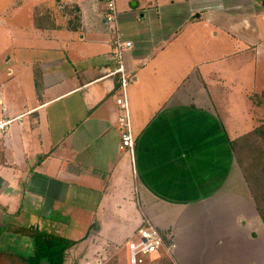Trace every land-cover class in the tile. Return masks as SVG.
Returning a JSON list of instances; mask_svg holds the SVG:
<instances>
[{"label":"crops","instance_id":"obj_1","mask_svg":"<svg viewBox=\"0 0 264 264\" xmlns=\"http://www.w3.org/2000/svg\"><path fill=\"white\" fill-rule=\"evenodd\" d=\"M162 1L119 11L133 43L124 64L134 161L120 149V76L105 1L35 2L34 33L56 43L43 50L64 60L21 62L37 69L32 90L24 91L22 76L20 91L0 95V228L23 227L31 213L32 229L69 227L52 233L70 240L69 217L80 212L85 231L75 241L85 239L84 255L69 250L65 264H104L114 247L121 264L111 237L129 227L130 212L135 223L137 206L141 224L150 221L175 244L173 257L158 252L154 261L264 264V224L231 148L264 126V98L255 105L252 97H264V86L253 84H264V0H173L167 18L176 25L167 28ZM231 94L251 102L250 115L261 105L258 124L234 137L223 121Z\"/></svg>","mask_w":264,"mask_h":264},{"label":"rangeland","instance_id":"obj_2","mask_svg":"<svg viewBox=\"0 0 264 264\" xmlns=\"http://www.w3.org/2000/svg\"><path fill=\"white\" fill-rule=\"evenodd\" d=\"M41 1H47V0H0V95L5 92H16L20 91L19 86V80L20 77L25 78V89L26 90H32V87L34 86L33 83L35 82V79H33V73L32 71H36L37 69L29 64H23L21 62L38 59V60H45L46 61H63L64 55L60 52H55L53 50L46 51L43 50L44 44L46 47H54L56 43H45V39H42L43 37L39 33H34L33 28V20H32V13H33V7L36 4L35 2H41ZM52 1V0H50ZM65 3H69L70 0H64ZM138 2V7H142L147 2L153 3L154 0H115L116 2V8L118 12L119 17V28L121 29V23H120V12L123 6L126 7L127 10L131 11L132 9L135 12H138V8H132L133 4ZM152 1V2H149ZM173 0H163V28H167V25L174 26L176 25L174 20H169L167 18V15L171 9V2ZM153 5V4H150ZM107 10H105L104 14ZM120 11V12H119ZM105 18V15H104ZM105 20V19H104ZM139 19H137L138 21ZM257 22L259 23L258 19ZM107 25V24H106ZM108 26V25H107ZM262 26L264 27L263 23H259L260 28V35L264 36V29H262ZM109 27V26H108ZM109 29L112 30V27H109ZM208 31V29H205ZM60 32V31H59ZM168 30L166 29L163 33V36L165 33H167ZM63 32H58L55 34V36L62 37ZM123 33V32H122ZM125 39V38H124ZM126 40V39H125ZM28 47H37L36 49H28ZM260 55L263 56L264 61V51L263 49L260 51ZM254 54V52H253ZM11 59V60H9ZM254 65L250 66L247 73H246V80L249 85V87L252 85L250 83L251 80V74L253 73ZM9 70H12L14 73V78L10 79L7 77V73ZM128 75H131L129 71L126 69ZM16 83L18 85L16 86ZM255 86H261L263 87V83H259L256 81L253 82ZM261 90V89H258ZM261 92V91H260ZM262 93V92H261ZM261 93H255L257 97H253V102L255 105L257 103H260L262 100H259L260 98H264ZM244 99L239 96H234L231 94L230 98L227 100V106L224 107V114H226V109L229 110V113L225 115V119L223 118V121L226 122V125L230 127L231 135L233 137L235 135H239L244 133V131H247V129L251 126H254L258 124L257 118L261 117V105L256 106L253 110V114L250 115L251 109L253 108L251 102L247 100V103H244ZM218 109L219 106H217ZM244 113V114H243ZM254 113L257 115L256 118H254ZM244 115V117L242 116ZM222 117V115H221ZM228 118V120H227ZM242 118L246 119L245 121H242ZM29 215L24 216L23 224L24 228L32 229L31 224L34 223L37 220H34ZM85 216V215H82ZM132 214L130 212V221H129V227H117L116 230H118V235H114L111 238H113L114 242H118L120 244V263L121 264H131L130 263V253L128 248V242L130 239L133 238L135 233L132 235V237L128 240V232L130 231L131 227L136 224V228L142 226L141 224V214L137 209L134 211V221H131ZM71 219V223L73 225L72 228V234L70 236V240H67L66 238L54 234V233H64L67 232L70 228L69 227H52V226H46V223L44 222L43 226L44 228H40L39 231H43L48 229L51 231L49 233L50 235H54V238L59 239V241L63 242H74L75 245H73L69 250H72L75 252L74 254L77 255V257H81L84 255L86 244L82 243L85 241L82 240L81 242L75 241L77 239H80V235L85 231V227H83L81 224L84 223V219L81 220V214L80 212L73 211L71 213V216L69 217ZM0 219L1 214H0ZM143 219V218H142ZM56 222V221H54ZM53 222V224H55ZM58 223V222H56ZM64 223V222H63ZM144 223V222H143ZM70 224V223H69ZM58 225V224H57ZM44 229V230H43ZM11 230V229H10ZM37 230V229H36ZM41 231V232H42ZM54 232V233H52ZM127 233V237H125V234ZM3 235V234H2ZM8 235V236H7ZM65 235V234H64ZM5 238L0 237V264H24V259L21 258L22 256L27 257L31 254V250L33 247V241L26 237L23 238V242H21L18 239H13L14 234L8 232V234L3 235ZM67 236V235H65ZM85 237V236H84ZM83 237V238H84ZM8 238V239H7ZM11 238V239H10ZM20 239V238H19ZM8 248H12L13 250H7ZM4 250V251H3ZM69 250L67 252H69ZM71 251V252H72ZM67 252L65 259L67 257ZM73 254V255H74ZM155 256V254H154ZM153 255L149 256H139L137 258L138 262L137 264H150L149 261H154L155 258H153ZM66 261V260H65ZM80 261V260H79ZM45 264V263H43Z\"/></svg>","mask_w":264,"mask_h":264},{"label":"trees","instance_id":"obj_3","mask_svg":"<svg viewBox=\"0 0 264 264\" xmlns=\"http://www.w3.org/2000/svg\"><path fill=\"white\" fill-rule=\"evenodd\" d=\"M40 20L36 19V23L39 24ZM231 148L264 224V126L233 140ZM8 232L33 241L31 254L21 257L24 264H65L66 252L75 245L74 242L59 241L54 235L43 231L14 225L0 228V237ZM118 251V248H112L104 264H119ZM153 264L174 263L168 256H162Z\"/></svg>","mask_w":264,"mask_h":264},{"label":"built area","instance_id":"obj_4","mask_svg":"<svg viewBox=\"0 0 264 264\" xmlns=\"http://www.w3.org/2000/svg\"><path fill=\"white\" fill-rule=\"evenodd\" d=\"M106 3L105 23L112 27L113 33V58L117 63V69L114 74L120 76V88L118 90L117 104L120 109V117L118 119L119 130L121 133L122 151L129 152L134 161L135 138L132 132L129 104L127 100V87L131 80V75H128L124 64L125 53L133 47L131 41L125 40L124 35L119 28V17L116 8L115 0H104ZM5 124H0L2 129ZM130 253V263L137 264L139 256H149L158 252H165L173 257L175 252V244L171 237L165 235L150 221H145L139 227L132 239L128 242Z\"/></svg>","mask_w":264,"mask_h":264}]
</instances>
